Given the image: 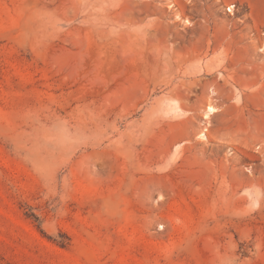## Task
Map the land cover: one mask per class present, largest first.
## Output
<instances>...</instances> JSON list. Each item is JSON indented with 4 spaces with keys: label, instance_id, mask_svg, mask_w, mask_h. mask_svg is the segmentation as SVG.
I'll list each match as a JSON object with an SVG mask.
<instances>
[{
    "label": "rangeland",
    "instance_id": "obj_1",
    "mask_svg": "<svg viewBox=\"0 0 264 264\" xmlns=\"http://www.w3.org/2000/svg\"><path fill=\"white\" fill-rule=\"evenodd\" d=\"M0 264H264V0H0Z\"/></svg>",
    "mask_w": 264,
    "mask_h": 264
},
{
    "label": "bare ground",
    "instance_id": "obj_2",
    "mask_svg": "<svg viewBox=\"0 0 264 264\" xmlns=\"http://www.w3.org/2000/svg\"><path fill=\"white\" fill-rule=\"evenodd\" d=\"M230 10H231V8H230ZM190 24V23H189ZM217 109L215 108V107H213V106H210V108H209V110H208V114L209 113H213V112H215Z\"/></svg>",
    "mask_w": 264,
    "mask_h": 264
},
{
    "label": "crops",
    "instance_id": "obj_3",
    "mask_svg": "<svg viewBox=\"0 0 264 264\" xmlns=\"http://www.w3.org/2000/svg\"><path fill=\"white\" fill-rule=\"evenodd\" d=\"M246 1H249V2H251V1H253V0H246Z\"/></svg>",
    "mask_w": 264,
    "mask_h": 264
}]
</instances>
